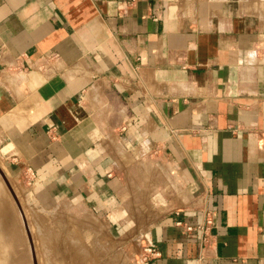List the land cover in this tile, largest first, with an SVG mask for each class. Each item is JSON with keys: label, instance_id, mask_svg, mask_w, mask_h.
I'll return each instance as SVG.
<instances>
[{"label": "crops", "instance_id": "1", "mask_svg": "<svg viewBox=\"0 0 264 264\" xmlns=\"http://www.w3.org/2000/svg\"><path fill=\"white\" fill-rule=\"evenodd\" d=\"M0 156L117 233L150 200L138 264H264V0H0Z\"/></svg>", "mask_w": 264, "mask_h": 264}, {"label": "rangeland", "instance_id": "2", "mask_svg": "<svg viewBox=\"0 0 264 264\" xmlns=\"http://www.w3.org/2000/svg\"><path fill=\"white\" fill-rule=\"evenodd\" d=\"M145 159H157L160 164L153 155L139 154L132 158L133 165L126 168L127 176H134L141 182L137 184L142 189L140 194L149 191L150 186L144 185V169L135 162ZM38 194L43 193L28 175L12 174L0 156V198H3L0 199V209L4 207L2 210L6 213L0 210V225H3L0 226V264H60V260L73 252L71 245L76 244L86 249L94 264H138L141 237L136 229L145 225L141 215L149 209L150 200L137 198L135 207L129 205L125 230L117 233L106 221L87 216L85 211L72 207L63 199L45 202L38 198ZM34 219L38 222L35 223L36 228H32ZM83 219L88 225L80 223ZM57 233L61 241L55 239Z\"/></svg>", "mask_w": 264, "mask_h": 264}, {"label": "built area", "instance_id": "3", "mask_svg": "<svg viewBox=\"0 0 264 264\" xmlns=\"http://www.w3.org/2000/svg\"><path fill=\"white\" fill-rule=\"evenodd\" d=\"M188 229L191 230L192 227H188ZM145 252H146V255L142 257L141 259L144 263H147V261L149 260V257L158 255L156 249L151 245L145 246Z\"/></svg>", "mask_w": 264, "mask_h": 264}, {"label": "bare ground", "instance_id": "4", "mask_svg": "<svg viewBox=\"0 0 264 264\" xmlns=\"http://www.w3.org/2000/svg\"><path fill=\"white\" fill-rule=\"evenodd\" d=\"M0 197H1V196H0ZM0 199H3V198H0ZM4 205H5V204H3V206H4ZM3 208H4V207H3ZM3 208H2V209H3ZM6 208H7V207H6ZM2 209H0V210H2ZM8 211H9V210H8ZM8 211H6V212H8ZM1 212L3 213L4 211L2 210ZM4 213H5V212H4ZM0 214H1V213H0ZM5 214H6V213H5ZM5 214H4V215H5ZM2 223H3V221H2ZM4 223H6V222H4ZM0 226H1V225H0ZM2 226H3V225H2ZM2 226H1V227H2ZM63 261H64V260H63ZM63 261L60 260L59 263H60V264H63V263H64ZM56 262H57V260H56Z\"/></svg>", "mask_w": 264, "mask_h": 264}]
</instances>
